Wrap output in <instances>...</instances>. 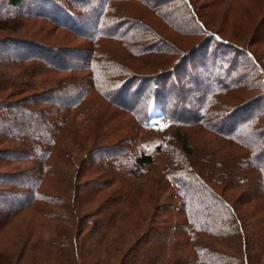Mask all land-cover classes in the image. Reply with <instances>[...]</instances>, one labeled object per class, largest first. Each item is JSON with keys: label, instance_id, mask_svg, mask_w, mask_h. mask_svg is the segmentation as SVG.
<instances>
[{"label": "trees", "instance_id": "trees-1", "mask_svg": "<svg viewBox=\"0 0 264 264\" xmlns=\"http://www.w3.org/2000/svg\"><path fill=\"white\" fill-rule=\"evenodd\" d=\"M197 1L200 0H163L161 3L158 0H0V32L7 34L0 40V144L3 145L0 156L11 169L19 172L18 176L0 173L1 185L10 187L2 192L10 195L12 204L7 205L4 220L12 213L30 208L40 210L53 201L57 203L58 197L68 193L64 189L70 182L69 193L75 197L74 204L83 195L91 197L88 204H93L103 190L111 192L107 198L112 207L108 219L102 224L89 223L92 233L102 231L101 236L94 239L93 235L78 243L80 255L88 260L92 255L91 262H97L95 264H103L101 261L112 255L113 248L119 254L123 252L135 237L138 238L131 247L140 245V250H149L146 258L136 261L137 264H217L215 256L228 255L218 250L219 244L223 245L229 236L240 234L244 239L237 245L239 249V244L242 245L236 257L238 264H256L258 258L254 254L264 258V247L260 250L259 245L252 247L253 241L264 245V228L260 235H252V221H248V210L243 207L257 201L264 205V111L262 109L257 117L259 125L250 126L246 136L241 133H247L250 113L245 117L240 115L246 112L243 110H247L252 97L258 95V100L264 99V65L247 48L258 34L264 37L256 30L264 0H242L248 5L253 2L256 8L250 38L242 31L238 36L228 37L222 28L208 30L212 25L202 13L205 5L198 8ZM210 1L213 8L221 9L224 1L236 0ZM132 6L140 8L137 14L140 18L134 15ZM168 7L171 11L165 13ZM182 12L185 17L179 15ZM149 16L163 24L153 29L145 21ZM23 19L50 23L52 29L66 35L67 42L50 43L8 35L15 31L11 28L13 23ZM176 36H186L191 41L200 38L191 48L182 51L177 48ZM214 42L218 47L215 52L218 49L229 51L233 59L227 67L217 68L218 71L212 64L204 73H193L191 84L197 91L204 81L208 87L205 91L200 88L201 96L195 98L200 107L192 106L188 116H176L178 110L183 109L176 102L167 109L163 93L168 86L176 90L180 85L177 82L178 85H169L167 78L155 74L148 65L164 64L166 70H170L164 72L171 78L194 66V58L199 63L205 59L201 58L202 52L206 55L209 49L205 51V48ZM68 56L75 61L68 63ZM239 58L249 61L256 73V83L234 84L235 81L229 79L237 76L233 73ZM119 59L141 61L140 72L151 70L133 73L129 67L121 65ZM148 80L152 91L140 95L141 84ZM202 94L208 96L204 98ZM98 98L113 107L105 120L120 123H115L113 136L107 134L113 139L93 138L85 152L86 159L72 175L62 167L63 162L67 164L64 153L71 155L83 146L81 129L76 123L84 108L99 101ZM244 102L245 106L240 105ZM25 103H35L34 111L38 113L32 116L28 112L29 116H22L21 106ZM152 110L160 111L170 122L163 130L154 127ZM219 118H226L225 123L219 124ZM226 121L236 124L231 127ZM206 132L211 137L206 139ZM257 136L262 138L261 143H257ZM215 137L233 144L232 148L219 151L207 148L210 143L206 140L215 143ZM250 137H257L256 141L253 143ZM66 139L75 144L73 149L66 144ZM65 173L74 176L73 179L63 177ZM22 174L26 179H21ZM189 180L203 183L215 207L227 211L225 217L229 215L235 222L232 227L227 225L232 232L227 228H213L208 219H201L200 211L195 210L197 201L188 194ZM252 181H256L255 187L250 186ZM235 189H239L238 193ZM243 201L246 202L241 204ZM260 209L258 214H261ZM213 211L211 207V211L205 212L212 220L216 218L222 223L221 211ZM46 215H50L49 209ZM137 223L140 226H136ZM249 233L253 237H248ZM152 242L153 247L149 249ZM64 255L65 247L61 257Z\"/></svg>", "mask_w": 264, "mask_h": 264}, {"label": "rangeland", "instance_id": "rangeland-1", "mask_svg": "<svg viewBox=\"0 0 264 264\" xmlns=\"http://www.w3.org/2000/svg\"><path fill=\"white\" fill-rule=\"evenodd\" d=\"M162 1L163 0H158L159 3H161ZM201 4L205 5V9L204 11L200 9V12L202 11L203 15H205L206 19L209 21L208 23L212 25V29L208 27L209 28L208 30H218L222 28V30L224 31L223 34L225 33V35H227L228 37L238 36L239 33L242 31L247 38H250L253 29L252 21L254 20L252 14L256 10L253 2H251L250 5H248L245 2H242V0H238V1L236 0L230 3L227 2L225 3L224 1L222 3L223 5H221L222 7L221 9L213 8L211 6L212 3L210 0H200L196 2L198 8L204 7V5L201 7ZM167 9L168 10H164L165 13H167V11L169 12L171 11L169 7ZM132 10H135L133 12L135 16H137V14H140V8L136 9L132 6ZM260 13L262 14L258 19V26L256 30L257 33L264 34V6L260 11ZM179 15L180 16L183 15L181 17L186 16L185 12L179 13ZM137 17L140 18V16ZM244 17H247V19H244ZM145 21L149 22L148 26H151L153 29H155L158 25L163 24L161 20L158 21V19H156L153 16H149L148 18L145 19ZM50 25H51L50 23L47 24L35 19H28V20L23 19L13 23L11 28L15 31H12L13 32L12 34L8 32V35H14V36L18 35L19 37L23 36L33 39L37 38L45 42L46 40H48L50 43H56V42L62 44L66 43L68 39L66 35L60 32L59 30L52 29L53 27ZM3 34H4L3 32H0V40L2 37H5L2 36ZM159 34L161 35V33ZM259 35L260 34L257 35V39L255 38V42L253 41L254 40L253 39L252 41L249 42V44H247L248 45L247 48H249L255 54L256 59L258 61L259 60L262 61L264 65V37L260 38ZM202 37L204 38L205 36ZM175 38L178 39L175 42L177 48L181 49L182 51H186L187 49L191 48L195 44V43L193 44V42H196V40H198L200 37H196L195 41H191L190 38L186 36L185 37L176 36ZM215 48H218L216 47V43L215 42L210 43L205 48V51H208L209 49L207 54L204 55V53L202 52L201 58L206 57L205 59L207 60L205 66L203 63L205 59L200 60L199 63L196 61L197 58H194L192 61V63H194V66L192 67L189 66L184 72H181L182 74L180 72H177L171 78L168 77L169 76L167 75L168 73L166 74V72L170 70H166L167 68L165 67L164 64L156 65L154 63L148 65V67L156 71L155 74H157L158 76L162 75L164 79L167 78L166 80L167 83L169 82V85L170 83L180 85L179 86L180 88L176 87V90H178L179 93L173 88L170 89L171 86H168V90H166L163 93L164 99L165 100L167 99V104L165 103L166 106H168L167 109L171 108L174 102L177 103L180 109H183V111L178 110L177 115L176 114L174 115L179 117L188 116V114H190V110H192V106L196 105V107H200L199 101H196L195 98L201 96L202 91H205L206 87H208V83L204 81L203 82L204 85L202 84L199 85V87L203 90L199 92L200 89L199 88L197 91L196 86L191 84L193 82L192 81L193 73H197V74L204 73L205 71L209 70L212 67L211 66L212 64L215 65L216 67L215 69L217 68L219 69L220 67L225 68L228 66L229 62H231V59H233V55L229 51L222 52V50L218 49L219 51L215 52ZM82 53L83 52L78 53L77 55H81ZM213 58H215V60H212ZM73 61H75V59H73L72 56L71 57L68 56L67 62L71 63ZM118 61L120 62L121 65L123 64L127 68L129 67V69L132 72L134 71L133 73L136 74L147 73L151 70L149 69V71H147V69H143V71L140 72V68L143 67V64H141V61L138 60L133 59L131 62H127V61H121L119 59ZM201 66H203L206 69H201L200 68ZM235 67L236 69L233 74L234 76L236 75L237 76L236 77L232 76L231 78H229L235 81L234 84H237L240 81L245 83H252V84L257 82L255 70L250 67L249 61L247 60L243 61L241 58H239V61L235 63ZM218 69L216 71H218ZM225 75L226 74H224L223 77L227 78V76ZM201 79L203 81L202 76ZM191 85L193 86L194 89L192 88ZM134 87L136 89L137 86ZM140 87L142 88L140 95L144 96L146 95V93L152 91V85L149 80L147 82L142 83ZM42 89H44V86L42 87ZM57 89H59V87H57ZM38 91H42V90H38ZM205 95L206 94H202V97L205 98L208 96V94L207 96ZM257 96L258 95L248 100V102L250 101L251 104L248 103L246 106L248 107L247 110H243L246 112L240 114L241 116L244 114L243 117H245L250 113L247 118V122H248L246 125L247 133L244 134L241 133L242 136H246L247 134L250 133V126L254 125L253 127H255L259 125V120H257V117L259 116L260 111L262 109L264 111V99L258 100ZM226 98L227 97L223 99ZM98 99L99 101H97L96 103L89 104L88 108H84V110L80 115V119L76 123L77 127L81 129L80 138L83 140L82 141L83 146L81 145L80 146L81 149L74 151L71 155L64 153L67 164L63 162L62 167H65L66 170H69L72 175L75 174L76 168L79 165H81V161H84L86 159L85 152L91 146V143L94 140L93 138L97 137L98 140H102V141H105L107 137L111 138L107 134H111V136H113L112 133L114 132V128L116 126L115 123H120L119 121L108 122L105 120V118L109 115V113L113 111L112 110L113 107L106 101L100 98ZM251 100L253 102H251ZM246 102L240 105L245 106ZM35 105H36L35 103L33 104L25 103L24 105H22L21 107L22 109H24L23 110L24 113L22 116L24 117L27 116L28 112L31 113L32 116L36 115L38 112L36 110L34 111V109H36ZM151 112H152L151 118L155 128L163 130L167 125H169L170 122L166 118L162 117L161 115L162 113L160 111L152 110ZM198 112L199 110L197 109V113ZM220 117H223V113L220 114ZM87 118H89L88 122H87L88 120ZM224 119L226 118H222L218 123L219 124L223 123ZM227 124L230 125L231 127H234L236 122H227ZM83 135L86 136V138L83 137ZM206 137L209 138L211 137V135L206 132L205 138ZM257 137H253V138L250 137V140L254 143ZM215 138H217L215 143H213L212 140H206L207 142L210 143V145H206L207 148L210 147L211 149L217 151H219L221 148L224 149L232 148L233 144L224 142L223 140H220V138L218 139V137ZM64 141L66 142V144L68 145L70 144L72 149L74 148L75 146L74 143L70 142L67 139ZM261 142H262V138L258 137L257 143H261ZM0 147H3L2 143L0 144ZM10 160L13 162V156L10 157ZM23 165L26 166L27 164L24 163ZM6 167H9V169H7ZM0 173H16L15 175L18 176L17 174L19 172H15L13 169H11L10 165L7 162H3L0 156ZM69 176L71 177V175ZM69 176L65 173L63 177L69 178ZM21 177H22L21 179H26L25 174H22ZM73 177L71 178L73 179ZM1 179H0V264H71V261H77V264H81L83 261H87L89 264L97 263V262H91V259L93 258L92 255L89 260L84 255H80V252L78 251V243L83 239L85 241V238L91 239L93 235H95L93 237L94 239L97 238V235L101 236L102 231L97 234L92 233L93 230L91 227L89 228V223L93 222L95 224L96 223L102 224L106 219H108L107 215L109 214V212H111L110 209H112V207L109 206L107 201V198H109L108 197L109 193H111L110 190L108 189L103 190L101 192L100 198H96L97 200L96 203H94L95 202L94 200L93 204H88L89 199H91V197L89 196L84 197L83 195L82 199L79 200V198H77L74 204L73 200L75 197L71 196L72 192L69 193V187L71 186L69 182V185L66 186V188L64 189L66 192L68 190V193L66 194L64 192L63 195L65 196L58 197L60 200L57 203L53 201V203L51 202V205L48 206V204H46L44 206V209H40V210L38 209L36 210V208H30L28 210H24L17 214L12 213L9 218L6 217V219L4 220V217L7 215L6 213L7 205H9L8 207H10L12 206V204H11L10 195L6 193L3 194L2 192L3 190L10 189V187L1 185L2 184ZM190 181L191 180H189V182ZM255 182L256 181H252V183H250V186L255 187L256 186ZM190 186H191V190H189L188 194L191 196V198H193V200L197 201L198 205L195 207V210L200 211L199 213L201 215V219L204 220L208 219V221H210L209 222L210 225H212L213 228L214 227L220 229L227 228L228 231L232 232L230 227L235 225V222L232 221L229 215L228 217H225L226 214H228L225 209L224 212H222L221 207L219 206L215 207L216 205L215 201L211 197L207 196L205 192L206 187L203 186V183L190 182ZM238 190L239 189H235V192L237 191L238 193ZM59 194L60 193H58V195ZM244 202L246 201H243L241 204H243ZM260 206L262 207L261 209ZM211 207H213L216 212L221 211L222 217H220L221 218L220 221H222V223H220L219 220L216 218L212 220L210 214L208 213L206 214L205 211L206 210L207 212L211 211ZM243 207L245 208V210H248L247 212L248 221L249 222L252 221L250 222V229L252 230V232L250 233L254 236L258 234L260 235L261 230L264 228V205L260 203V201H257L255 203H249L248 206H246V204H243ZM48 209L50 215H46ZM259 209L261 211V214H258ZM41 211L44 213V215L40 213ZM259 224H261V226ZM227 225H230V227H227ZM136 226H140V224L137 223ZM80 232H82L81 236H80ZM250 233H249L250 236L248 237H253L251 236ZM239 236L237 235H234V237L229 236V238L226 239V241H224L223 245L219 244L218 250H221L224 253L227 252L228 255L224 256L222 254H219L218 257L215 256L217 260V264H228V263L238 264L236 257L242 251V247H241L242 245L239 244L240 249L238 248L237 245H238V241L244 239L243 234H240ZM136 238L138 237H135L133 240H130L125 246L124 251L123 252L121 251L120 254L117 252L116 248H113V251L110 253L112 255L107 257V260H103L101 262H103V264L104 262L106 264H119L120 262H128L127 264H137L136 261H143V259L146 258L145 255L148 253L149 250L148 251L140 250V245H135L131 247V245H134ZM96 241L98 240L96 239ZM153 242L150 243L149 249L153 247L152 246ZM259 242H261V239ZM258 245H259L258 248L259 250L264 247V245L262 244L260 245V243H255L253 241L252 247H257ZM45 246L47 247L48 251L46 250ZM48 247H50V249ZM64 247H65V255L61 257V252H63ZM254 255H256L255 256L256 259L258 258L256 264L258 263L264 264V262H262V259L264 261V258L261 259L260 255L259 257L257 254ZM123 257L124 259L122 260ZM129 261L131 262L129 263Z\"/></svg>", "mask_w": 264, "mask_h": 264}]
</instances>
